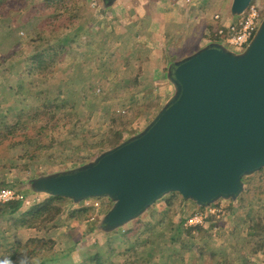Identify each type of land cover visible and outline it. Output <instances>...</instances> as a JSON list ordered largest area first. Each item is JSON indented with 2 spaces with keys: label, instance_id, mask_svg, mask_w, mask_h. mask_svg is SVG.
Segmentation results:
<instances>
[{
  "label": "water",
  "instance_id": "95a60500",
  "mask_svg": "<svg viewBox=\"0 0 264 264\" xmlns=\"http://www.w3.org/2000/svg\"><path fill=\"white\" fill-rule=\"evenodd\" d=\"M252 1L232 0L230 14ZM259 26L241 53L211 43L174 62L173 94L144 130L77 168L30 180L29 190L74 204L107 198L105 233L171 193L204 209L235 201L245 177L264 168V18Z\"/></svg>",
  "mask_w": 264,
  "mask_h": 264
},
{
  "label": "rangeland",
  "instance_id": "374dc122",
  "mask_svg": "<svg viewBox=\"0 0 264 264\" xmlns=\"http://www.w3.org/2000/svg\"><path fill=\"white\" fill-rule=\"evenodd\" d=\"M216 1L222 9L229 8V3L231 2V0ZM253 1L262 7L264 16V0ZM91 2L98 4L97 0H91ZM23 15L24 13H21L18 16V22L22 21ZM15 16L16 14L12 13L7 15L6 18L9 22H12ZM73 16V14L65 15L60 20L59 25H68L69 20ZM6 18H0V24L6 21ZM43 18L44 16H37L35 19L39 20L40 23V20ZM31 22L35 24L36 28L38 21L31 20ZM20 27L22 28L20 30L14 29V35L18 38L17 45L11 43V40L14 42V39L4 42L1 37L3 34L0 36V110L6 105L4 98H8V94L11 95V98H17L15 105L26 110L24 112H6L7 116H3L4 112H0V128H2V132H4L3 128L6 124L12 125L17 115H21V113L26 114L31 109V106H34L33 104L37 102L34 94L25 97L17 95L20 86L16 85L14 80H12L10 86L7 87L6 85L10 77L14 79L13 76L18 74L19 69L17 67L20 65L19 63L24 58H29L33 54V48L29 46V43L34 38L35 31L32 30L25 33L23 26L21 25ZM259 27L258 25L256 31ZM63 31L66 34L71 29H63ZM94 32L93 34L95 35L96 31L94 30ZM65 41V35H58L53 37L51 44L59 46L61 42ZM218 44L236 53H241L244 50V48L237 50L220 42ZM103 52L106 54L103 57L98 52L93 54L89 53L88 50L84 55H76V62H79L84 67L83 69L81 68V76L86 77V80L82 78L75 84L79 80L75 79V82H69L68 87L65 86V82L70 78L72 67L64 68V63L69 62L70 59H65V56L63 57V64L61 65L63 68L60 67L57 76L59 79H62L60 88L64 89V98L68 107L58 113L73 121V124H66V121H63V124H66L62 127L63 132L67 129L68 131H72L73 129L77 132L82 131V129L85 131L88 128L94 136V140H99L108 132V128L111 126V117L130 116L131 113L127 112L128 103L123 102L129 96L123 95L113 100V97L104 99V95L103 99H101L102 94L113 88L114 80L122 77L121 73L124 72L119 67L121 58L120 54L116 51L114 42L112 43L109 40L103 46ZM8 71L11 72L10 77L8 76ZM22 77L25 79L24 75ZM28 80H23L22 84H24V87L25 83L29 82ZM90 82L92 84L91 89L90 87H86ZM7 88L11 90V93ZM152 94H154L153 98L149 96V99L145 102L139 103L138 108L140 112H138V116L131 122L129 129L124 132L123 139L120 142L144 130L172 96L173 91L164 93L159 87H156ZM109 95L114 96V94ZM90 98L92 101H97L93 105L94 107L88 104ZM71 108L74 110V116L70 113L69 109ZM75 114L77 116L79 114L81 118H74ZM78 119L81 122H78ZM85 120H87L88 124L84 125V128L81 126ZM7 144L8 141L4 142L0 147V188H13L23 196V207L19 213L28 211L33 203L41 201L46 196L31 192L28 188L30 180L77 168L92 161L103 151L108 150L102 148L93 149L82 153L81 158L73 156L74 158L61 164L36 160L32 162L30 168L24 169L21 167L22 162L19 158H12V151L6 147ZM63 151L69 157L75 155L71 149ZM53 158L55 159V155H53ZM243 186L244 191L235 201L220 200L217 202L223 206L225 212L219 218L215 217L216 222L213 226L204 227V232L200 234L194 230L192 232L194 236L192 240H188L182 234L173 244L170 243L171 234L174 232L172 226L177 224L183 215L187 216L193 210L200 209L193 202L183 201L178 194H167L162 200L158 201L155 206L149 209V213L146 212L143 215L145 217L139 219L141 220V224L138 225L137 221H133L110 233H105L98 227L100 221L112 205L111 201L107 198L87 199L78 204H74L70 199L64 200L61 204L63 208L62 213L48 224L45 229L40 227L20 228L18 225L20 214L5 216L0 218V264H44L42 261H47L50 256L56 257L60 261L68 259L78 264L82 262L84 264H94L95 262L90 260L89 257L95 254L100 255L101 264H219L218 262L221 264H264V251H262V247L264 248V246L261 245L256 234L249 228L251 222L247 217L248 213H251L254 214L255 218H261L264 222V168L251 176L245 177ZM174 198L177 199L174 200ZM82 206L94 208L91 218L84 221L68 219V213L71 210ZM163 214L166 217L163 222L166 229H164L166 243L160 247L157 248L154 245L139 242L141 231H138V234L134 236L128 233L135 226L143 227V225H146L143 221L155 224ZM167 219L170 220V223H168L169 220L167 221ZM153 226L150 225L148 227ZM161 226L155 225L152 231L155 233L159 232L162 228ZM32 240L50 242L53 247L51 251L40 254L35 258L26 259L22 256L18 261L3 260L8 250L15 248V244H25ZM178 244H182L185 247H178ZM216 248H219V250L216 251ZM223 255L225 257L221 259Z\"/></svg>",
  "mask_w": 264,
  "mask_h": 264
},
{
  "label": "trees",
  "instance_id": "16d2710c",
  "mask_svg": "<svg viewBox=\"0 0 264 264\" xmlns=\"http://www.w3.org/2000/svg\"><path fill=\"white\" fill-rule=\"evenodd\" d=\"M26 11H28V15ZM12 13L16 14V16L12 22H9L6 17ZM21 13H24L21 18L22 21L18 22V16ZM90 13V0H0V18H6V21L0 24V36L3 34L1 37L4 42L14 39V42L11 40V43L17 45L18 38L14 35V29H22L20 27L21 25L25 33L32 30L35 31V36L29 43V46L33 48V54L29 58H26L27 64L23 72L24 77L27 80L29 79V82L25 83V87L24 84H20L17 95L25 97L34 94L37 102L33 104L34 106H31V109L26 114L21 113V115H17L12 125L6 124L3 128L4 132L0 128V147L4 142L8 141L6 147L11 149L12 158H19L22 162L21 167L24 169L30 168L32 162L36 160H45L46 162L61 164L74 158L73 156H76V158L77 156L80 157L82 153L89 152L93 149H110L115 147L123 139V134L129 129L131 122L138 116V112H140L138 108L139 103L149 99V96H142L136 92L137 87L140 85V77L138 74L132 78L127 77L131 71L126 68V75L114 80L113 88L102 94L101 99H103L104 95V99L113 97V100L123 95L129 96L123 102L128 103L127 112L131 113L130 116L121 115L116 118L111 117V126L108 128V132L99 140H94V136L88 128L85 131L82 129V131L78 132L75 129L72 131H68V129L64 132L62 131L64 125L73 124L71 119H67L58 113L68 107L64 98V89L60 88L62 79H59L57 76L60 67L63 68L61 66L63 64V57L65 56V59H70L69 62L64 63V68L72 67L70 78L65 82V86L68 87L69 82H73L75 79L80 80L85 78L86 80V77L81 76V68L83 69L84 67L79 62H76V55H84L88 50L89 53L93 54L98 52L103 57L106 55L103 52V46L111 40L109 35H105L104 30H99L95 35L92 34V28H90ZM72 14L74 16L69 20L68 25H59L60 20L65 15ZM37 16H44L40 20V23L39 20L35 19ZM31 20L38 21L39 24L37 23L36 28ZM63 29H71V31L65 34ZM58 35H65L66 41L61 42L59 46H54L51 44V41L53 37ZM93 45H95L94 48ZM126 62L130 64V59L127 58ZM86 87H90L91 89V82ZM109 94H114V96ZM6 98H4L6 105L0 110V112H4L3 116H7L6 112H24L26 110L15 105L16 101L14 99L10 97ZM88 101L90 106H93L97 102L92 101L91 98ZM71 109H69L70 113L74 116V110ZM77 117L81 118L79 114L74 118L77 119ZM63 121H66V124H63ZM78 122H81L80 119H78ZM87 124V120H85L81 127L85 128ZM69 149L75 155L69 157L66 153L64 154L65 151L63 150L67 151ZM53 155H55V159ZM64 200L67 199L45 196L41 201L33 203L28 211L22 213H19L23 207L22 199L6 202L0 204V218L20 214L21 216L18 219L20 228L40 227L45 229L48 224L62 213L63 208L61 204ZM93 213L94 208L82 206L71 210L68 213V219L84 221L91 218ZM253 215L251 213L247 215L248 220L251 222L249 228L256 234L261 245L264 246V222L261 218H255ZM165 219V214H163L155 223V225H162L161 230L157 233L152 231L155 225L153 227L146 225H143V227L135 226L128 233L134 236L138 234V231H141L139 242L154 245L158 248L166 243V229L163 225ZM215 219V216L207 214L203 226L186 229L184 227L186 216L183 215L179 222L172 226L174 232L169 230L173 232L170 237V243H175L182 234L188 240H192L194 237L192 232L194 230L198 234L204 232V227L213 226L216 222ZM168 223H170V220ZM178 245V247H185L182 244ZM14 246L15 248H11L4 255V261H18L22 256L26 259L35 258L40 254L51 251L53 247L50 242L48 243L43 240H32L25 244H15ZM218 250L219 248H216V251ZM262 251H264L263 247ZM224 257L223 255L221 259ZM89 259L94 261V264H101L102 261L99 254L92 255ZM46 262L47 264H78L68 259L60 261V259L53 256H50L47 261H42L44 264ZM218 263L221 264L220 262Z\"/></svg>",
  "mask_w": 264,
  "mask_h": 264
},
{
  "label": "crops",
  "instance_id": "0c3cea01",
  "mask_svg": "<svg viewBox=\"0 0 264 264\" xmlns=\"http://www.w3.org/2000/svg\"><path fill=\"white\" fill-rule=\"evenodd\" d=\"M97 2L90 0L92 34L94 30L96 33L104 30L105 35L110 36V42L115 43L120 54L118 66L124 70L121 76L126 75V68L131 71L127 77L138 74L140 85L136 92L150 98H153L156 87L164 93L173 91L167 73L174 62L211 43H219L215 32L220 22L214 19L215 15L219 14L223 20L233 17L231 2L229 8L222 9L216 0H116L111 6L103 5L101 0ZM127 58L130 64H127ZM19 64L14 79L8 71L7 87L12 80L19 86L22 80H26L22 77L26 58ZM79 81L73 82L77 84ZM12 99L17 101L15 97ZM143 215L135 220L138 225L141 224L139 219L145 217ZM143 223L155 225L148 221Z\"/></svg>",
  "mask_w": 264,
  "mask_h": 264
},
{
  "label": "built area",
  "instance_id": "2783aa9c",
  "mask_svg": "<svg viewBox=\"0 0 264 264\" xmlns=\"http://www.w3.org/2000/svg\"><path fill=\"white\" fill-rule=\"evenodd\" d=\"M263 18L262 7L254 1L248 5L240 16H233L230 19L223 20L222 17L217 14L214 16V19L219 21L220 24L216 28L215 36L221 44L240 50L249 44L256 32L257 26L261 23ZM22 197L23 196L13 188H0V204L19 200L22 199ZM95 205H97V203H95ZM223 209V206L217 203L206 209L201 208L193 210L188 214L184 222V227L195 228L203 226L207 214L219 218V216L223 215L225 212Z\"/></svg>",
  "mask_w": 264,
  "mask_h": 264
}]
</instances>
